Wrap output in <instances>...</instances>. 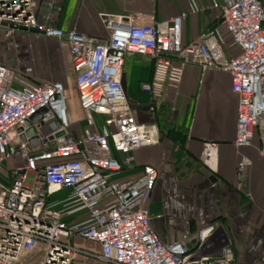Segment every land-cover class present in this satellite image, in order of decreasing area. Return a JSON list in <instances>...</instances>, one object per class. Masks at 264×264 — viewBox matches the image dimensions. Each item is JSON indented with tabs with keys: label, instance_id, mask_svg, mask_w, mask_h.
<instances>
[{
	"label": "built area",
	"instance_id": "2783aa9c",
	"mask_svg": "<svg viewBox=\"0 0 264 264\" xmlns=\"http://www.w3.org/2000/svg\"><path fill=\"white\" fill-rule=\"evenodd\" d=\"M37 1L0 0V49L1 34L21 28H35L44 37L65 42L78 106L92 118L84 134L75 136L64 84L29 81L3 61L0 51V173L4 168L10 172L8 183L0 180V264H15L36 250L41 253L39 264H72L82 251L68 243L71 236L97 243L96 259L106 264H234L229 243L210 241L214 222L193 235L184 231L170 242L159 238L149 208L155 167L144 165L139 176L120 177L133 162L132 151L159 140L155 123L136 119L122 72L128 56L152 58L151 78L140 88L155 111L165 91L180 83L186 64L228 71L238 96L234 145L249 146L256 124L264 120V2L212 0L220 10L222 30L237 49L227 57L218 29L182 43L184 14L156 23L138 15L100 13L108 36L97 39L55 24L53 12L63 0ZM43 108L39 136L47 130L52 144L30 146L21 137L26 121ZM93 116L101 119L96 130ZM216 148L213 142L203 144L200 158L210 170L215 169ZM113 152L123 153V160ZM248 164L243 159L239 171ZM57 193L65 195L59 202L53 200ZM77 211L85 218L68 223L65 217Z\"/></svg>",
	"mask_w": 264,
	"mask_h": 264
},
{
	"label": "crops",
	"instance_id": "0c3cea01",
	"mask_svg": "<svg viewBox=\"0 0 264 264\" xmlns=\"http://www.w3.org/2000/svg\"><path fill=\"white\" fill-rule=\"evenodd\" d=\"M100 13L138 15L156 23L184 14L180 32L183 44L195 41L203 31L218 29L225 55L237 53L230 45V35L222 30L221 13L212 6V0H63L59 12H53L58 27L104 39L108 31L99 20ZM0 51L3 61L29 81L62 82L67 89L73 70L65 42L15 30L1 34ZM172 59L177 62L175 56ZM152 68L149 56L126 57L124 91L138 121L155 123L159 129L170 125L183 130L182 147L178 150L174 141L162 136L153 145L135 149L130 153L132 164L120 177H137L144 165L156 168L149 208L151 225L162 241L170 242L184 231L193 235L201 226L214 222L217 228L210 241L229 243L235 254L234 264H264V120L256 124L251 144L237 148L238 96L231 88L230 73L215 68L203 70L193 63L185 65L180 83L168 88L157 109L151 111L148 100L142 102L134 95L142 93L140 86L150 80ZM130 98L140 102L133 103ZM91 118L89 115V121ZM47 134L45 129L41 132L40 147L52 144ZM206 142L217 144L213 170L200 158ZM113 156L122 161L124 154L113 152ZM243 159L249 164L239 171ZM64 197V193H57L53 200L59 202ZM85 216L77 211L65 220L74 223ZM68 243L82 251L72 264H106L96 259L100 252L97 243L78 236H71Z\"/></svg>",
	"mask_w": 264,
	"mask_h": 264
},
{
	"label": "rangeland",
	"instance_id": "374dc122",
	"mask_svg": "<svg viewBox=\"0 0 264 264\" xmlns=\"http://www.w3.org/2000/svg\"><path fill=\"white\" fill-rule=\"evenodd\" d=\"M66 100H67L68 108H69L71 130L73 133L74 132L77 133V134H75V136H81L82 134H84V128L87 127L89 119H88L87 114H85L78 106L79 104H78V99H77L76 88L74 86V74H73V72L70 73V77H69V81H68V87L66 89ZM140 101L137 100V102H140ZM132 102L137 103L136 101H133V100H132ZM94 118L97 121V126L93 127V130H96L99 128V123H100L99 120H101V119L98 120V117H96V116ZM80 132H81V134H80ZM161 132L162 131H160V129H159V139L162 137V134H163V132L162 133ZM213 235L211 236V239L213 238ZM40 258H41V253L39 250H36V251H32L31 253L22 257L20 259V261H18L15 264H39Z\"/></svg>",
	"mask_w": 264,
	"mask_h": 264
},
{
	"label": "water",
	"instance_id": "95a60500",
	"mask_svg": "<svg viewBox=\"0 0 264 264\" xmlns=\"http://www.w3.org/2000/svg\"><path fill=\"white\" fill-rule=\"evenodd\" d=\"M263 1V0H262ZM22 32H31L34 34H39L42 38V34L38 29L32 28L29 30H25L24 28H21ZM74 74V73H73ZM75 86V82H74ZM46 111L45 108L41 109L40 111L36 112L33 116H31L27 121H26V129L24 131V134H22V140H28V143L30 146H35L40 143V136H39V131L38 127L42 118V114ZM22 129L20 128L19 131ZM59 135V134H58Z\"/></svg>",
	"mask_w": 264,
	"mask_h": 264
},
{
	"label": "trees",
	"instance_id": "16d2710c",
	"mask_svg": "<svg viewBox=\"0 0 264 264\" xmlns=\"http://www.w3.org/2000/svg\"><path fill=\"white\" fill-rule=\"evenodd\" d=\"M134 96L136 98H138L139 100H142V102L148 100V96L145 93H143V92L140 93V94L134 95ZM158 130H159V128H158ZM160 131L163 132L162 136H165L168 139L174 141L178 145V150H181L182 139H183V136H184V131L183 130L175 129L173 126L168 125L165 129H164V126H163V128H161ZM4 169L0 173V180L5 182V183H8L10 172H7V170L6 169L4 170ZM50 198L52 199V196Z\"/></svg>",
	"mask_w": 264,
	"mask_h": 264
}]
</instances>
